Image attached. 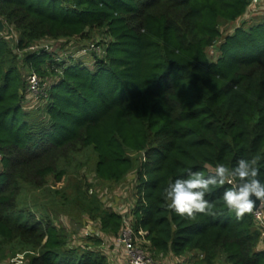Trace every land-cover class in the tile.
Listing matches in <instances>:
<instances>
[{"label":"trees","instance_id":"obj_1","mask_svg":"<svg viewBox=\"0 0 264 264\" xmlns=\"http://www.w3.org/2000/svg\"><path fill=\"white\" fill-rule=\"evenodd\" d=\"M249 8L250 0H0V247L19 240L37 252L29 264H107L101 251L66 248L64 230L21 207L29 189L62 180L61 155L88 147L99 178L136 173L132 227L155 253L264 264L253 213L237 221L222 202L229 185L206 196L215 215L195 220L169 211L163 199L168 182L189 170L207 176L217 163L231 168L241 158L262 157L264 182V18L225 35L220 29ZM12 29L18 49L102 35L99 51L89 52L92 66L43 47L23 53L44 88L41 117L22 105L29 83ZM210 47L220 52L216 59ZM97 215L102 234L118 235L125 225L116 211Z\"/></svg>","mask_w":264,"mask_h":264},{"label":"rangeland","instance_id":"obj_2","mask_svg":"<svg viewBox=\"0 0 264 264\" xmlns=\"http://www.w3.org/2000/svg\"><path fill=\"white\" fill-rule=\"evenodd\" d=\"M254 4L238 20L229 23L223 22L220 25L223 35L231 33L239 25L246 26L264 18V0ZM101 36L100 33L94 32L91 38H44L35 43L37 47H47L59 58L73 54L86 66H92L93 59L92 56H89L90 51L84 49L92 48V46L96 48V42L101 40ZM18 38V32L13 30L9 40L11 45L15 47V52L19 56L17 59L25 78L28 80V75L33 70L27 68L22 56L30 48H16ZM207 53L209 59L213 60L218 57L220 52L214 47H210ZM55 77L50 76L47 79L52 80ZM43 89L41 87L35 92H31V89L28 88L22 101L24 109L34 116H43L39 111L46 99ZM58 161L60 167L65 171L62 180L49 178L42 187L29 189L23 196L21 207L34 212L37 219L50 218L57 227L64 230L66 248L98 250L105 255L107 264H126L122 247L115 243L122 229L118 235L102 234L103 232L99 230L100 224L97 214L100 209L116 211L123 216L125 224L123 227L127 225L132 227L131 220L133 219L136 200V173L132 171L119 181L99 178L95 171L96 155L88 147L71 152L67 157L61 155ZM140 238L144 242L146 239L145 232L140 233ZM95 239L99 240L100 243L95 244ZM147 243L149 245L150 241ZM17 253L23 254L24 257L22 261H17V264H29L31 256L37 252L27 249L19 240H13L0 247V264H12ZM198 258L196 251L177 258L170 253L163 256L168 264H201Z\"/></svg>","mask_w":264,"mask_h":264},{"label":"clouds","instance_id":"obj_3","mask_svg":"<svg viewBox=\"0 0 264 264\" xmlns=\"http://www.w3.org/2000/svg\"><path fill=\"white\" fill-rule=\"evenodd\" d=\"M262 157L241 158L234 167L217 163L209 175L202 171L189 170L186 178L169 181L163 191L166 208L176 215L195 220L198 214L215 215L214 204L206 196L213 188L229 185L222 194V202L229 213L234 214L237 221L253 213L257 206L264 205V182L259 177ZM23 254L17 253V261L23 260Z\"/></svg>","mask_w":264,"mask_h":264},{"label":"built area","instance_id":"obj_4","mask_svg":"<svg viewBox=\"0 0 264 264\" xmlns=\"http://www.w3.org/2000/svg\"><path fill=\"white\" fill-rule=\"evenodd\" d=\"M260 0H250V7L255 5L254 3H258ZM6 33V25H5V32ZM13 33V29L11 31ZM18 41V40H17ZM16 41V42H17ZM31 51H38L42 47H37V44L34 43L31 46H29ZM45 49H48L47 47H43ZM84 50H89V51H99V48L96 46H92V48L88 47L85 48ZM41 79L39 75L32 71L28 75V83H29V88L31 89V92H35L38 88H41ZM1 154H0V161H1ZM254 215V220L256 223V226L259 228L261 232V237H260V246H264V208L263 205H259L258 208L254 209L253 211ZM143 232L140 230L137 233H135L133 227L127 225L122 228L121 233L118 236L117 241L115 242L117 246H121L123 253L126 257V264H168L165 262L163 259V253H155L152 251L149 246L148 240L144 239L143 240L140 238V233Z\"/></svg>","mask_w":264,"mask_h":264},{"label":"water","instance_id":"obj_5","mask_svg":"<svg viewBox=\"0 0 264 264\" xmlns=\"http://www.w3.org/2000/svg\"><path fill=\"white\" fill-rule=\"evenodd\" d=\"M4 32H5V23H4L3 20L0 18V33L3 34ZM259 205H260V203L257 202V206H256V208H258ZM256 208H255V209H256Z\"/></svg>","mask_w":264,"mask_h":264}]
</instances>
